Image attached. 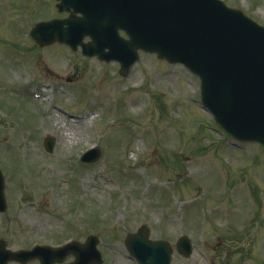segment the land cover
Instances as JSON below:
<instances>
[{
    "label": "rangeland",
    "instance_id": "374dc122",
    "mask_svg": "<svg viewBox=\"0 0 264 264\" xmlns=\"http://www.w3.org/2000/svg\"><path fill=\"white\" fill-rule=\"evenodd\" d=\"M23 1L0 0V168L9 203L0 237L15 230L18 247L98 235L103 264H137L122 239L148 224L151 238L174 248L181 234L193 239L192 257L175 250L172 264H264V150L212 131L200 79L153 54L141 53L123 77L117 63L67 45L32 41L28 49L32 21L57 12L50 1L31 0V9ZM224 1L264 26V0ZM37 82L28 97L15 93ZM50 134L52 154L43 146ZM94 146L101 158L83 163Z\"/></svg>",
    "mask_w": 264,
    "mask_h": 264
},
{
    "label": "water",
    "instance_id": "95a60500",
    "mask_svg": "<svg viewBox=\"0 0 264 264\" xmlns=\"http://www.w3.org/2000/svg\"><path fill=\"white\" fill-rule=\"evenodd\" d=\"M68 1L83 17L56 25L61 32L49 39L35 35L38 41L77 40V45L78 38L89 34L93 42L83 46L84 52L122 61L123 73L137 59L138 49L184 63L200 76L202 101L217 121L231 134L264 145V27L219 0ZM121 28L129 40L119 36ZM52 147L53 140L48 142ZM3 186L0 178V190ZM147 236L144 227L128 241L129 249L138 239L148 241ZM152 248L148 256L137 255L140 264H170L169 246L161 255L162 247Z\"/></svg>",
    "mask_w": 264,
    "mask_h": 264
}]
</instances>
